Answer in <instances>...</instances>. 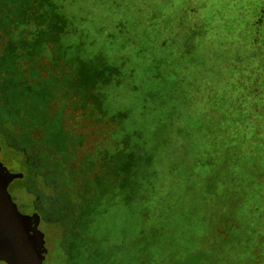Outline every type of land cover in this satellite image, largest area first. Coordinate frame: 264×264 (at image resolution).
I'll list each match as a JSON object with an SVG mask.
<instances>
[{"label":"trees","instance_id":"obj_1","mask_svg":"<svg viewBox=\"0 0 264 264\" xmlns=\"http://www.w3.org/2000/svg\"><path fill=\"white\" fill-rule=\"evenodd\" d=\"M59 1L0 0V153L7 150L22 164V170L8 171L22 177L7 189L17 197L20 191L31 197L24 207L34 218L32 235L42 243V264L52 253L45 239L52 229L61 264H163L155 253L158 241L156 244L154 238L160 229L148 221L147 213L139 211L140 203L134 202L141 200L147 178L156 174L154 168L142 163V124L146 120L141 119L145 109L149 113L148 109L154 108L158 113L174 108V92L151 90L149 101L139 94L137 104L130 102V107L112 110L106 98L112 86L117 89L123 84L122 68L104 61H90L85 67L80 64L77 50L83 45L75 28L87 15L80 13L78 21V15L63 12L65 7H60ZM255 24L256 31L250 29L247 34L251 41L245 43L244 54L228 59L238 67L226 75L224 84H229L233 93H213L217 87L201 74L197 83L179 79L176 96L184 100V108L196 102L204 105L199 121L193 110L192 115L183 117L187 126L191 127L188 120L194 126L192 132L179 137L199 134L205 139L207 166L213 167L215 158L226 153L223 165L216 169L219 175L209 180L210 188L217 189L223 170L228 187H232L245 176L244 165L253 164L249 180L259 186L263 200L264 169L259 174L255 161L258 157L264 161V104H259L264 98V89L259 88L264 87V60L260 59L264 57V32L261 20ZM124 50L119 56L128 53ZM239 82L243 90L235 91ZM254 92L255 97L260 95L255 106L261 107H253ZM131 107L141 108L139 115H132ZM175 119L182 116L177 112ZM129 120L133 126L127 129ZM7 162L11 164V159ZM144 163H149L148 157ZM119 205L130 210L134 224L138 223L131 235L123 230L118 242L112 243L109 237L97 234L95 222ZM229 206L226 219L216 223L217 254L206 264H262V246L254 252L248 249L250 233L239 205L229 202ZM251 210L262 209L256 205ZM263 214L253 223L255 233L264 231ZM224 223L226 229L221 231ZM121 251L126 252L124 259L117 257ZM170 259L174 263L172 256Z\"/></svg>","mask_w":264,"mask_h":264},{"label":"rangeland","instance_id":"obj_2","mask_svg":"<svg viewBox=\"0 0 264 264\" xmlns=\"http://www.w3.org/2000/svg\"><path fill=\"white\" fill-rule=\"evenodd\" d=\"M59 5L65 7L63 12L66 14L78 15V21L80 13L87 15V20L82 18L75 28L80 31L78 41L83 45L82 50H77L83 67L90 61L121 66L123 84L117 89L112 86L111 94L106 98L112 110L130 107V102L137 104L140 99L136 95L139 94H142V100L145 97L149 101L151 90H161L169 95L174 92V108L158 113L154 108H149V113L145 109L146 115L141 119L146 120L142 124L145 131L142 163L154 168L156 174L147 178L141 200L134 202L135 205L140 203L137 205L139 211L147 213L148 221L160 229L158 238L154 239L156 244L158 241L155 253L162 263L171 264L172 256L177 264H206L208 258L214 257V245L219 237L216 223L228 216L229 202L237 203L239 212L247 220L246 228L251 238L248 249L254 252L262 246L264 254V231H253V223L264 213V193L260 200L259 186L249 180V166L253 167V164L244 165L245 176L239 177L232 187H228L227 173L223 170L224 177L217 181V189L212 190L209 180L219 175L216 169L223 165L226 153L222 151L215 158L213 167L207 166L205 139L199 134L191 138L179 137L192 132L194 126L190 120L191 127L187 126L183 117L192 115L193 110L199 121L204 105L196 102L192 107L184 108V100L176 96L180 93L179 79L197 83L201 74L209 77L211 84L217 87L213 93H233L234 89L224 84L227 83L226 75L238 71V67L230 64L228 59L244 54L245 43L251 41L247 34L250 29L256 31L258 20L262 21L261 31L264 32V0H60ZM124 48L128 53L119 56ZM260 59L264 60V57ZM259 88L260 91L264 89ZM238 90H243L240 82L235 91ZM255 95L256 92L252 98ZM259 97L253 99L254 108L261 107L255 106ZM259 104H264V98ZM131 108L132 115H139L141 108ZM177 112L182 119H175ZM132 126L131 120L125 124L127 129ZM147 157L149 163L145 164ZM7 159H11V164ZM0 160L10 172L22 170V164L7 150L1 151ZM255 163L261 174L264 161L258 157ZM140 175L144 176V173ZM261 182L264 186V179ZM8 191L18 211L30 215L26 214L24 206L29 204L31 197L23 191L19 192V197L11 188ZM232 197L236 200L232 201ZM121 198L118 196L119 201ZM256 205L261 207L260 212L251 210ZM129 211L122 210L119 205L100 216L95 222L97 234L109 237L112 243L118 242L123 230L131 235L138 222L134 224ZM224 225L221 231L226 229L227 224ZM53 232V229L49 230L45 236L52 253L44 264H61L57 258L58 239ZM125 255L126 252L121 251L117 257L124 259ZM147 257L148 254L145 259Z\"/></svg>","mask_w":264,"mask_h":264},{"label":"water","instance_id":"obj_3","mask_svg":"<svg viewBox=\"0 0 264 264\" xmlns=\"http://www.w3.org/2000/svg\"><path fill=\"white\" fill-rule=\"evenodd\" d=\"M22 175L0 167V262L4 264H42V243L32 235L33 217L21 214L7 186Z\"/></svg>","mask_w":264,"mask_h":264}]
</instances>
